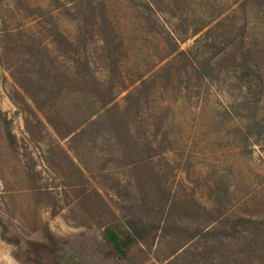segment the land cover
<instances>
[{
	"label": "rangeland",
	"instance_id": "rangeland-1",
	"mask_svg": "<svg viewBox=\"0 0 264 264\" xmlns=\"http://www.w3.org/2000/svg\"><path fill=\"white\" fill-rule=\"evenodd\" d=\"M259 76L264 0H0V264H264Z\"/></svg>",
	"mask_w": 264,
	"mask_h": 264
},
{
	"label": "trees",
	"instance_id": "trees-1",
	"mask_svg": "<svg viewBox=\"0 0 264 264\" xmlns=\"http://www.w3.org/2000/svg\"><path fill=\"white\" fill-rule=\"evenodd\" d=\"M209 23H206V24H203L200 26V28H198L194 34L198 33V32H202L203 35L205 34H208L210 32H212L213 30H215V27L219 26V25H222V22L221 21H217L216 23H214V25L211 27V26H208ZM204 29V30H203ZM239 58V60L241 61V63L247 67L248 66V63L245 62V59L243 56H241L240 54L237 56ZM243 75H241L239 78H242ZM257 78V81H258V84H261L259 86L261 87H264V83H263V80L259 77H256ZM249 89H248V92L251 90V86H252V81L250 80L249 81ZM126 225L128 227V229L130 230V233L131 235L135 238V239H141V234H142V226L138 223L137 220L133 219V218H129L126 220ZM105 232V235L109 241V243L112 245V247L120 252L121 248H120V239L118 238V236L113 232V230L109 229V228H106L104 230Z\"/></svg>",
	"mask_w": 264,
	"mask_h": 264
}]
</instances>
